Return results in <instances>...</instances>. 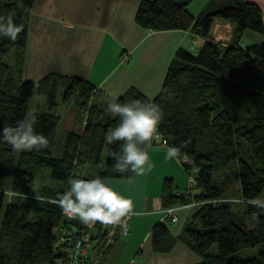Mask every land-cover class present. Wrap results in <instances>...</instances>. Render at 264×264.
I'll list each match as a JSON object with an SVG mask.
<instances>
[{"label":"trees","instance_id":"obj_1","mask_svg":"<svg viewBox=\"0 0 264 264\" xmlns=\"http://www.w3.org/2000/svg\"><path fill=\"white\" fill-rule=\"evenodd\" d=\"M35 1H0V15L14 12V23L23 25L15 41L0 36V130L3 122L14 125L28 115L35 94L45 96L49 109L35 111L34 126L37 134L48 139L47 148L15 152L0 141V212L4 211L0 264H74L69 253L88 227L65 217L53 201L69 189L70 179H127L134 173L121 174L114 167L111 154L119 152L123 142L109 144L105 137L118 125L119 117L94 100L93 83L54 73L38 82L24 78L29 12ZM192 1L141 0L138 24L151 31H191L201 41L194 49L176 51L154 99L131 88L115 102L139 100L158 106L163 116L157 134L164 144L180 149V158L188 159L182 165L189 175L192 168L197 169L190 197L178 194L172 179L164 180L163 207L226 197L244 200L209 203L195 211L179 239L203 259L201 264H264V209L248 203L260 198L264 189V42L242 44L245 30L263 33L262 13L251 1L211 0L194 15L189 9ZM217 20L232 24L228 45L210 37ZM61 104H70L77 122L63 141L58 139L63 116L51 112ZM105 148L108 157L99 172L93 177L79 173L84 165H99ZM44 168L50 169V183L38 189L36 179ZM6 180L11 182L9 189L2 186ZM235 188L239 194H234ZM63 228L69 235L57 245ZM97 229L101 236L102 227ZM169 229L167 223L153 227L155 250L173 246L176 239ZM104 244V240L95 244L102 253L112 245L104 250Z\"/></svg>","mask_w":264,"mask_h":264},{"label":"crops","instance_id":"obj_2","mask_svg":"<svg viewBox=\"0 0 264 264\" xmlns=\"http://www.w3.org/2000/svg\"><path fill=\"white\" fill-rule=\"evenodd\" d=\"M209 1L193 0L189 9L198 15ZM247 1L260 8L264 28V0ZM140 2L36 0L29 12L24 78L38 82L54 73L86 79L96 87L94 100L106 105L117 101L131 88H137L148 98L154 99L162 89L176 51L180 47H191L195 38L197 47L201 38L186 30L151 31L144 28L136 21ZM231 35L230 22L217 20L214 23L211 31L213 39L228 45ZM242 39L243 46L260 44L264 42V30L263 33L245 30ZM67 114H62V123L67 125L65 135L77 126L74 116L72 118ZM168 147L161 142L150 147L148 156L154 167L145 175L134 173L127 179H103L106 185L132 201L133 214L128 223L129 233L124 235L118 232L115 242L105 253H102L101 247L93 246L94 251L89 255L94 264L203 262L189 245L179 239L185 229V226L178 224L180 215L175 228L169 229L176 239L173 246L169 250L154 248L153 227L158 223L171 222L163 211L164 180L172 179L178 191L187 188L185 178L188 173H183L177 159L166 158ZM97 172L87 177H93ZM194 213H186L184 221L187 224Z\"/></svg>","mask_w":264,"mask_h":264},{"label":"clouds","instance_id":"obj_3","mask_svg":"<svg viewBox=\"0 0 264 264\" xmlns=\"http://www.w3.org/2000/svg\"><path fill=\"white\" fill-rule=\"evenodd\" d=\"M14 12L6 16L0 15V36H6L15 41L23 30V25L14 23ZM107 111L119 117L118 125L108 132L106 142L112 144L122 141L119 152L111 155L115 159L117 172L123 174L131 171L136 175H145L154 165L148 156V147L154 140H159L158 126L163 113L158 106L133 100L128 103L113 101ZM37 115H26L16 123L3 122L0 130V141L9 144L13 151H40L48 146V139L37 134L34 126ZM181 151L178 147L167 149V159H179ZM69 189L53 201L62 211L72 219H78L85 226L100 223L104 226H117L124 223L125 218L133 214V204L130 199L120 195L113 188L105 184L99 176L94 179L74 178L69 180ZM26 199V194H16ZM240 203L239 200L235 201ZM254 207L264 209V199L259 197L248 201ZM173 212L175 209H167Z\"/></svg>","mask_w":264,"mask_h":264},{"label":"built area","instance_id":"obj_4","mask_svg":"<svg viewBox=\"0 0 264 264\" xmlns=\"http://www.w3.org/2000/svg\"><path fill=\"white\" fill-rule=\"evenodd\" d=\"M198 37V36H197ZM212 38V36H210ZM192 45L191 47L194 49V46L196 44V38L192 40ZM159 136V140H155L154 143H164L162 140V136L160 134H157ZM179 161L181 163H189L188 159L185 157L179 158ZM197 169L192 168L191 174L196 173ZM190 188L184 191L178 192L180 194L181 192L184 193L187 197H190L194 194V190L196 187V174L194 177L190 176ZM239 200L240 202H244L242 199L238 198H221V199H211V200H206V201H195L192 200L191 202L187 204H182V205H175V206H169V207H164V215L166 218H169L171 222L176 223L178 221V214L177 211L183 208H200L205 204H217V203H224V202H231L235 203V201ZM167 209H175L173 212H168ZM63 212V211H62ZM63 215L67 218H70L68 215H66L63 212ZM132 214L125 218L124 223L122 225H117V226H104L100 223H96L92 226H87L88 231H84L77 239L76 242V247L75 251L69 253V257L72 259V262L74 264H94L91 259H90V249L97 243V241L104 240V250L108 248L111 244L115 242V237L118 234V232L127 235L129 233L128 229V223L131 218ZM72 219V218H71ZM97 225H100L102 227L101 230V236L99 235V231L97 229ZM69 235V231L67 228H63V232L61 237L57 240L56 244H60L61 241L67 238ZM100 237V238H99ZM64 261H62L60 264H63Z\"/></svg>","mask_w":264,"mask_h":264},{"label":"rangeland","instance_id":"obj_5","mask_svg":"<svg viewBox=\"0 0 264 264\" xmlns=\"http://www.w3.org/2000/svg\"><path fill=\"white\" fill-rule=\"evenodd\" d=\"M246 42V38H244V43ZM9 63H11L12 61H13V53L11 54V55H9L8 56V60H7ZM61 99H59V101H60ZM48 102H47V100H46V98H45V96H40L39 94H35V96H34V98H33V101H32V105H31V107H30V110H29V112H28V115H31L32 113H35V111L37 112V111H42V110H49L48 109ZM70 105V104H69ZM69 105H62L61 104V106L60 107H57V108H54V109H52V113H59V114H67V112H70V114H67V115H70L72 118H73V111H72V109H70L69 107ZM73 115V116H72ZM76 128V127H75ZM66 130H67V125H66V123L65 122H63V123H61L60 124V126H59V130H58V139L59 140H61V141H63V138H64V136H65V132H66ZM69 130V129H68ZM107 157H108V151H107V148H105L104 149V151H103V154H102V158H101V162H100V164L99 165H97V166H95V165H89V164H87L85 167H80V169H79V173H82L84 176H91V175H93L95 172H97V171H99V170H101L103 167H104V165H105V162H106V159H107ZM178 160V163H179V165H180V167L182 168V170L184 171L183 173H186V170H185V168L183 167V165H182V163L179 161V159H177ZM86 170H85V169ZM44 171L41 173V176L40 177H38L37 179H36V188H38V189H41V187L43 186V184H45V183H50V181H49V177H48V172H50V169H48V168H44L43 169ZM188 173V172H187ZM186 173V174H187ZM185 174V175H186ZM190 176L191 177H194L195 176V173H192L191 175H188L187 174V176H186V178H185V180H186V183H187V188L186 189H183V191L185 192V190H187V189H189L190 188ZM2 186L5 188V189H9V188H11V182L9 181V180H6V181H4V183L2 184ZM236 190H235V192H234V194L236 195V194H239L238 193V188H235ZM261 199H264V189H263V191H262V194H261V197H260ZM197 210V208H187V209H181V210H178L177 211V214L178 215H180V217H181V221L178 223L180 226H186V225H184V224H187V222L186 221H184L185 220V218H186V216H187V214L186 213H191V212H195ZM3 213H4V211H1L0 212V224H1V219H2V217H3ZM167 222V224H168V226L171 228V229H174L175 228V226H176V224L175 223H172V222H170V221H166ZM93 251H94V248L92 247L91 249H90V252L91 253H93ZM258 251V250H257ZM248 253L249 252H246V253H244V254H242L243 256H246V255H248ZM255 253V252H254ZM257 253V252H256Z\"/></svg>","mask_w":264,"mask_h":264}]
</instances>
